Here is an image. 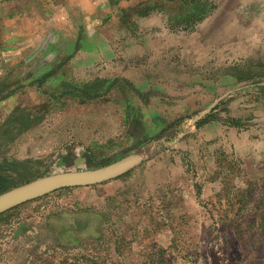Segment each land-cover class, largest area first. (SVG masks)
Here are the masks:
<instances>
[{
	"label": "rangeland",
	"instance_id": "374dc122",
	"mask_svg": "<svg viewBox=\"0 0 264 264\" xmlns=\"http://www.w3.org/2000/svg\"><path fill=\"white\" fill-rule=\"evenodd\" d=\"M109 9L0 0V164L46 174L142 156L0 213V264H264V11L247 53L220 50L211 25L140 29ZM94 80L99 94L74 90Z\"/></svg>",
	"mask_w": 264,
	"mask_h": 264
},
{
	"label": "crops",
	"instance_id": "0c3cea01",
	"mask_svg": "<svg viewBox=\"0 0 264 264\" xmlns=\"http://www.w3.org/2000/svg\"><path fill=\"white\" fill-rule=\"evenodd\" d=\"M159 2H168V4L173 8L169 10L170 12H167L162 6H157L158 3L154 0L147 2L146 0H106L107 7L110 5L111 8L106 14L107 17L113 18L114 13L119 12L116 13L118 16L114 19L122 20L123 17H121V15H125L124 12L129 11L133 15L128 14V17H130L132 21L137 22L140 29H150L152 26H155L162 28L168 27L175 30H188L194 29L199 25H211L213 29L218 30L217 40L220 50L227 49L229 46H225L226 44H233V46L237 47L238 49L239 47L243 46V50L247 53L257 50V34L259 20L261 19L258 16L259 5L261 10L264 11V0H161ZM115 5L118 7L116 10L115 7H113ZM229 14L230 16H228ZM233 14L237 20L244 22L243 26H240L238 23H226V18H233L231 17ZM93 18L94 21L96 20L95 22H98L100 17L96 14ZM165 19L168 20V25L163 23L166 21ZM226 29H230L231 32H233V40L229 38L226 39ZM260 29L264 30V21L261 23ZM60 35L61 40L58 44H64V51L67 38L63 34ZM55 40V38L51 39L49 36L48 40L46 41V45L48 44L47 47H49L50 44H54L53 42H55ZM162 40H164V37H155L153 40H151V42L154 44H160ZM71 41H76V36L73 37ZM79 46H84V44L80 43ZM77 47L75 46V48ZM176 47L178 46L176 45ZM262 48L264 49V43ZM76 51H79L76 52V56L81 54L80 50ZM110 52L111 51H109V58L112 59L113 55L111 56ZM63 54L66 55V53ZM208 56L209 55H207V58H209ZM249 74L251 75V72ZM233 75L236 76L237 74L233 73ZM244 78L245 77L243 75H237V80L241 81V79ZM252 84L259 85V87H262V91H264V72L262 73V77L260 79H254Z\"/></svg>",
	"mask_w": 264,
	"mask_h": 264
},
{
	"label": "water",
	"instance_id": "95a60500",
	"mask_svg": "<svg viewBox=\"0 0 264 264\" xmlns=\"http://www.w3.org/2000/svg\"><path fill=\"white\" fill-rule=\"evenodd\" d=\"M210 109L211 107H208L203 110L195 119H199ZM141 159L139 153H133L95 168H68L42 174L0 192V213L56 189L89 185L116 177L138 164Z\"/></svg>",
	"mask_w": 264,
	"mask_h": 264
},
{
	"label": "trees",
	"instance_id": "16d2710c",
	"mask_svg": "<svg viewBox=\"0 0 264 264\" xmlns=\"http://www.w3.org/2000/svg\"><path fill=\"white\" fill-rule=\"evenodd\" d=\"M239 78H241V77H239ZM95 82H96V80H94L93 82H85L80 87H77L76 85H74V90H77L78 88H80L82 90V93H84L85 96L92 97V95H96V94L100 93L99 91L88 90L90 87L94 88V86H96ZM176 121H177V119L173 122H170L167 126H171L172 123H174ZM233 122L236 123L238 121L234 119ZM166 127H163L160 132H164L166 130ZM70 157H71L70 154L66 156V160H64V164L69 165L72 163V159ZM67 158H69V159H67ZM10 163L11 164H8V165L0 164V192L7 190L13 186L18 185V184L27 182V181L43 174V172L33 173V172H28V170H27L28 174H24L20 171H9V170H7V169H10L8 167H11L9 165L19 164V162H16V161L10 162Z\"/></svg>",
	"mask_w": 264,
	"mask_h": 264
},
{
	"label": "flooded vegetation",
	"instance_id": "af4514ba",
	"mask_svg": "<svg viewBox=\"0 0 264 264\" xmlns=\"http://www.w3.org/2000/svg\"><path fill=\"white\" fill-rule=\"evenodd\" d=\"M63 59H66V57H63Z\"/></svg>",
	"mask_w": 264,
	"mask_h": 264
},
{
	"label": "bare ground",
	"instance_id": "6f19581e",
	"mask_svg": "<svg viewBox=\"0 0 264 264\" xmlns=\"http://www.w3.org/2000/svg\"><path fill=\"white\" fill-rule=\"evenodd\" d=\"M90 168V167H89ZM2 192V191H1Z\"/></svg>",
	"mask_w": 264,
	"mask_h": 264
}]
</instances>
